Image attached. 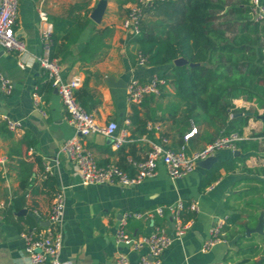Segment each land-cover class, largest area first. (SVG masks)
Masks as SVG:
<instances>
[{
    "label": "crops",
    "instance_id": "crops-1",
    "mask_svg": "<svg viewBox=\"0 0 264 264\" xmlns=\"http://www.w3.org/2000/svg\"><path fill=\"white\" fill-rule=\"evenodd\" d=\"M125 2L19 0L15 32L27 51L8 53L0 46V74L14 85L11 94H7L0 82V202L6 207L18 206L10 222L5 219V210L0 213V264H29L22 234L32 230L30 221L40 230L47 229L56 190L63 191L66 199L61 251V259L66 264H115L119 253H130L116 243V231L122 217L128 213L144 214L179 200L197 204L199 211L184 215V220L191 222V229L165 251L162 264H237L241 260L237 238L232 234L237 227L229 233L223 231L225 242L217 243L209 250L204 246L217 221H228L235 214L245 215L241 210L244 191L241 185L247 184L248 179L264 183V137L252 138L264 131V110L256 107L259 117L253 116L245 128L244 140L257 142L259 151L250 152L244 164L238 159L247 155L241 152L237 143L234 150L219 151L215 155L219 161L211 169L197 165L196 170L184 179L170 178L165 166L159 162L156 177L133 187L83 186L73 161L62 152L65 142L75 136V128L38 60L45 53L43 32L48 25H52L53 32L55 22L80 19L85 16L86 9L90 23L71 47V53L59 64L64 80L75 76L81 78L82 85L77 93L86 91L83 101L97 122L100 125L116 122L119 126L117 136L123 131L128 133V142L120 150H115L111 139L102 134H92L85 139V145L92 150L99 164L129 167L128 160L145 158L152 145L161 142V135L168 138L167 147L179 150L185 143V134L194 124L199 133L187 143V154L192 155L218 139L223 130L217 123L187 120L185 108L178 106L174 87L167 84L163 96L147 97L138 106L147 125H159L161 132L147 129V134L140 135L138 127L131 123L133 104L128 100L127 86L133 79L148 82L161 77L166 67L138 64L139 49L130 43L133 38L127 36L122 26L134 3ZM100 4H105V9L100 22H95L91 16ZM77 5H84L85 9L73 10ZM121 8L127 9L125 16L121 14ZM41 12L47 15V23L41 21ZM153 16V22L159 20L156 14ZM103 31L101 41L91 43V38ZM58 32L64 34V31ZM35 93L39 96L38 105L35 104ZM234 104L237 109L248 112L252 106L243 98L235 100ZM7 120L19 122L21 130L17 133L9 131ZM23 163L31 167H25ZM222 163L235 164L238 168L235 171L221 169L220 177L202 188L205 178ZM130 170L133 173V169ZM47 176L54 180L55 191L44 186L43 180ZM23 179L28 180L26 187H22ZM261 210L264 214V209ZM23 211L25 213L21 214ZM159 228L167 234L174 233V223L169 217L131 218L126 230L139 237ZM129 257L133 264H138L136 253H130Z\"/></svg>",
    "mask_w": 264,
    "mask_h": 264
},
{
    "label": "trees",
    "instance_id": "trees-1",
    "mask_svg": "<svg viewBox=\"0 0 264 264\" xmlns=\"http://www.w3.org/2000/svg\"><path fill=\"white\" fill-rule=\"evenodd\" d=\"M129 2L134 3L135 0H126L125 3ZM74 9H85V6L77 5ZM145 12L156 14L159 20L142 24L141 34L130 43L146 57L147 65L166 67L161 78L174 87L178 106L185 108L186 119L204 122L203 118H206L210 123H217L223 128L219 137L232 133L244 136L249 120L253 116L259 117V114L255 112L252 115L244 109H237L234 101L244 98L264 110V23L254 20L250 0H168L146 8ZM88 14L86 9L85 16L80 19L55 22L46 45L52 60L61 62L71 53V47L90 23ZM103 34L104 31L99 32L91 38V43L101 41ZM178 59L186 60L187 65L176 66ZM203 63L207 65H201ZM85 94L86 91L82 90L77 93V98L87 110L83 101ZM140 114L138 106L133 105L131 123L138 127L140 135H144L147 134V122ZM260 137H264V131L252 136ZM238 147L247 155L238 159L243 164L250 152L259 151L258 143L253 140H244L238 143ZM23 166L31 167L27 163ZM130 168L129 165L123 169L132 172ZM223 168L235 171L238 166L216 165L203 181L202 188L215 182ZM43 181L44 186L55 191L51 177L47 176ZM21 184L26 187L28 180H21ZM58 192H54V197ZM16 207L5 208L8 222L12 221ZM243 219L241 214L233 215L226 221L223 231L229 233L240 227L244 235L237 239L238 256L241 257L237 264H256V258L264 257V250L254 244L242 247L243 242L252 241V237H246L247 225L242 223ZM35 225L30 221L31 229Z\"/></svg>",
    "mask_w": 264,
    "mask_h": 264
},
{
    "label": "built area",
    "instance_id": "built-area-1",
    "mask_svg": "<svg viewBox=\"0 0 264 264\" xmlns=\"http://www.w3.org/2000/svg\"><path fill=\"white\" fill-rule=\"evenodd\" d=\"M166 1L168 0H138L130 6L122 24L127 36L135 38L141 34L146 8ZM250 8L254 20L264 23L263 0H250ZM18 11L19 0H0V46L8 53L23 54L27 51L26 46L15 32ZM40 19L43 23L48 22L47 15L44 12L40 13ZM51 34L52 25H48L43 32L45 53L38 61L40 67L47 74L52 87L57 90L61 97L67 118L75 128V136L65 142L62 152L73 161L83 186L118 185L133 187L145 180L156 177L159 162L165 166L170 178L184 179L196 170L199 162L215 156L221 150H234L237 143L245 139L244 136L238 133L222 135L201 151L188 155L187 143L199 133L197 127L191 124L190 131L184 136L185 143L179 150L167 147L169 140L161 135V142L153 144L151 151L145 158L141 160L129 159L128 163L133 169V173L117 165L99 164L92 150L85 145V139L92 134H102L111 139L112 147L115 150H120L128 142V133L123 131L121 135L117 136L116 132L119 126L116 122L100 125L94 115L83 108L77 98V90L82 85L81 78L75 76L71 80H64L59 61L50 58V51L46 45L50 41ZM137 61L141 66L147 65L146 57L141 52L137 53ZM0 82L3 91L11 94L14 89L13 83L1 74ZM166 86V80L159 76L148 82L133 79L127 86L128 100L131 104L139 106L147 97L161 96L163 88ZM34 100L35 104L38 105L39 96L36 93L34 94ZM6 125L8 130L14 133L21 130V124L17 121L7 120ZM147 129L148 131L161 132L159 125L148 124ZM65 206V195L63 191H59L53 199L47 229L43 231L35 227L31 231L22 234L26 242L25 251L29 264H66L61 259L64 244ZM5 208L6 204L0 202V213ZM198 211L197 204H186L184 201L179 200L171 205L162 206L144 214H125L116 231V243L118 246L128 249L130 253H136L138 264H162L165 251L176 240L182 239L191 229V222H186L184 215L197 213ZM155 217L162 219L169 217L174 223V233L170 235L159 228L149 235L136 237L130 235L126 230L128 220L131 218L154 220ZM225 223L226 220H219L214 224L210 232V239L205 243V250L211 249L217 243L225 242L223 232ZM130 253H119L115 264H133L129 257Z\"/></svg>",
    "mask_w": 264,
    "mask_h": 264
},
{
    "label": "rangeland",
    "instance_id": "rangeland-1",
    "mask_svg": "<svg viewBox=\"0 0 264 264\" xmlns=\"http://www.w3.org/2000/svg\"><path fill=\"white\" fill-rule=\"evenodd\" d=\"M123 16L126 15L127 13V9L126 8H121L120 10ZM154 16L153 13L150 12H145V17H144V21H143V25H145V23L153 21ZM244 99V98H243ZM256 107L258 108L256 103H252V106L249 107V111L253 112L254 110L256 112H258L256 110ZM248 108V107H247ZM254 111V112H255ZM204 121H206V118H203ZM256 132V131H254ZM264 156V154H263ZM258 170V169H255ZM249 182H247V184H243V186L241 185L242 189H244V191L242 192V196H241V205H242V209L244 212V219L242 221V223L244 225H247V228L249 229H254L256 228L257 224H258V219L259 216L261 214V212L263 210H261L262 208L264 209V183H257L256 181L252 180V179H248ZM259 184V185H257ZM257 188V189H255ZM257 203V204H255ZM254 205V206H253ZM257 207V208H252V207ZM232 234H235L234 238L239 239L242 235H244V232L241 230V228L237 227L234 229V231H232ZM229 236V235H228ZM247 237V236H246ZM252 241L251 242H243L242 247H247L250 244H254V245H259L261 246L262 250H264V234L263 235H252ZM248 238V237H247ZM234 239H232L233 241ZM260 260V257L257 258V261Z\"/></svg>",
    "mask_w": 264,
    "mask_h": 264
},
{
    "label": "water",
    "instance_id": "water-1",
    "mask_svg": "<svg viewBox=\"0 0 264 264\" xmlns=\"http://www.w3.org/2000/svg\"><path fill=\"white\" fill-rule=\"evenodd\" d=\"M105 9V4H100L96 8V10L93 12L91 19L94 20L95 22H100L101 15ZM187 61L184 59H178L175 61L176 66H184L187 65ZM201 65H207L205 63ZM192 67L196 66L195 64H191ZM262 120H264V117H262ZM218 158L216 156L210 157L204 161L199 162L197 165L205 170H209L212 168V166L216 163H218ZM25 211L21 212V214H24ZM46 226H49V222L46 224ZM264 234V214H261L258 220V224L256 228L254 229H249L246 228V236L250 237L252 235H263ZM256 264H264V258H261L256 262Z\"/></svg>",
    "mask_w": 264,
    "mask_h": 264
}]
</instances>
